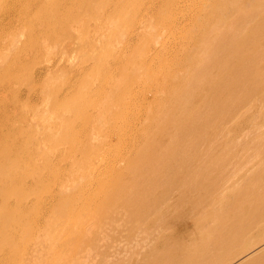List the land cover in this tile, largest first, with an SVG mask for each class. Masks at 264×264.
<instances>
[{
	"label": "bare ground",
	"instance_id": "bare-ground-1",
	"mask_svg": "<svg viewBox=\"0 0 264 264\" xmlns=\"http://www.w3.org/2000/svg\"><path fill=\"white\" fill-rule=\"evenodd\" d=\"M0 264H264V0H0Z\"/></svg>",
	"mask_w": 264,
	"mask_h": 264
},
{
	"label": "rangeland",
	"instance_id": "rangeland-1",
	"mask_svg": "<svg viewBox=\"0 0 264 264\" xmlns=\"http://www.w3.org/2000/svg\"><path fill=\"white\" fill-rule=\"evenodd\" d=\"M62 61H63V60L59 61V62H61V63H57V65L55 64V66H54V67H55V68H57V69H55L54 67H53V69L51 68L53 72H54L55 70H58L59 68L63 67V66L61 65L62 63H63V64H65L67 67H68V66H70V63H71V62H69V61H68V62H67V61H65V62H67V63H64V62H62ZM67 64H68V65H67ZM58 65H61V66L59 67ZM57 66H58V67H57ZM51 69H49V70H50V72H52V71H51ZM49 70H48V71H46L45 73L49 74V73H48V72H49ZM45 75H46V74H45Z\"/></svg>",
	"mask_w": 264,
	"mask_h": 264
}]
</instances>
